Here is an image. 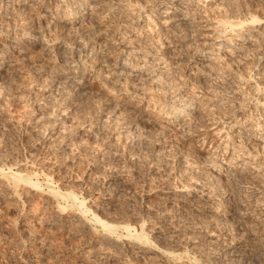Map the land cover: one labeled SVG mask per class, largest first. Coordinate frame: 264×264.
<instances>
[{
  "label": "rangeland",
  "instance_id": "374dc122",
  "mask_svg": "<svg viewBox=\"0 0 264 264\" xmlns=\"http://www.w3.org/2000/svg\"><path fill=\"white\" fill-rule=\"evenodd\" d=\"M27 1L23 4L21 0L16 2V4L12 3V0H0V30L3 29V32L6 30L5 33L2 31L0 32V50H3L2 53L0 51V56L3 55L0 57V62L2 61L0 64V81L3 82L4 78L7 80L9 76L11 78L14 76V81L19 77L18 80L21 83H25L24 87L23 83L21 84L22 86H19L20 82L18 81L19 90H16V82H12V84H14V89L11 95L5 96V92L3 91L6 90L3 89L0 93V165H12L15 170L19 168L25 170L29 169L27 171L40 172L41 180L46 176L43 173H52L51 177L55 178H53V180H55L56 183L60 184L61 187H69L70 189L74 187L75 189H72H74L75 193L77 192L76 194L79 196L83 197L84 195L87 197L88 205H91L92 208L97 209V211H102V213L105 211L104 215L107 216L109 212L108 208L109 210L111 209V211L113 209L114 213L110 211L111 214H113L111 215L109 212L108 215L111 216L108 217H112V220L116 218L115 221H119V223L131 219L130 221L134 223L137 222L136 224L140 225L141 220L146 219L145 217H149L148 221H145L144 228H146V230L148 229V231L152 228L150 231H153L152 236L159 235L157 241L173 249L184 250V247H188L191 248V252L197 253V251H199L197 254L200 252L203 253V256L201 254L199 255L201 260L204 261V264L205 262L206 264H257L256 261H259L260 264H264V222L261 221L259 224V218L261 219L262 216L264 217V211H262L264 210V182L262 181V177L264 176V165L262 164V161L264 163V156L263 159L261 158L262 155H264V149L260 146L264 145V141L260 139L259 135L255 136V128L250 130L252 122L254 121L249 119V117L246 118L248 113L255 111L253 108L255 109L257 107H251L254 106V104L250 103L242 113L240 112L239 114L236 110L234 115L237 116V119L234 120L231 118L234 115L230 116V114H228L229 112L231 113V111L227 110L228 108L223 110L225 109L223 107L225 105L223 104H228V101L231 99H225L227 103H225L224 100H222L224 103L215 101L217 97H219L217 99H220V97L224 98V96L226 98V96L232 93L240 97V92L238 90H236L237 92L234 91L235 85L230 84L231 82L233 83L234 79L232 71L230 72L229 68H223V66H225V60L222 57L224 53H227L226 49L221 48L219 50L220 55H223L222 57L215 54L217 50H215V52L211 51L214 53L212 55L202 56L203 58L198 56L201 55L202 47L208 46L209 43L210 45L211 43L213 44V48H217V42L212 39L216 34V30L213 32L214 29L213 27L211 28L215 20H209V17H207L206 20L205 15L207 14L203 12L206 7L201 5L202 3L199 4L198 0L196 2L194 0H185V5L188 8L190 7L189 9L191 10L189 11L188 9L186 13L185 8L179 6L177 3H168L169 7L167 9L172 13L169 15L167 13H161L163 17L155 19V21L158 22V26L155 24L156 22L153 18V21L146 27V17L155 10L157 12L161 11L157 8L167 7L164 6L165 2H167L166 0H151L153 2L150 3V0H112L113 2H111V0H101L105 3L98 0H88L92 2L91 6H96L97 9H94L96 12L94 10L85 9L83 11L84 13L82 12L83 14L86 13L85 17L83 19L77 18V22L73 23H67L65 15L63 13L56 14V9H54L57 5H62L66 0H62L64 1L63 3H61V0ZM94 1L98 2L94 3ZM172 1L175 2L176 0ZM249 1L252 2L248 3L249 7L252 9L257 8L256 10H258L264 18V0ZM115 2L119 3L116 4ZM129 2L133 3V7L131 4L129 5ZM176 2H178V0ZM109 3L112 4L110 5ZM175 4V8L172 9ZM119 5L125 8H122L124 11ZM140 5L143 6V8L140 10L141 19H138L137 8ZM47 6L50 7L46 8ZM109 6H111V9ZM15 7L22 9H29L32 7L29 9L31 13L25 9L26 12L20 17L21 15L19 16L17 12V14L14 12V18H16L14 19L12 16L13 14H11V8L14 9ZM118 7H120L123 13H118ZM126 8L128 10H126ZM37 9L39 10L37 12L42 14L41 16H37L38 13L35 12ZM98 9L99 11H97ZM179 9H182L188 16L190 14L193 16V18L189 16L191 18L188 20L190 22L193 21L192 24L195 22L190 31H188L186 27L185 31L183 26L185 20L181 19L182 15L178 14ZM192 11L193 13H191ZM99 12H103L102 15ZM188 12L190 13L188 14ZM118 14H120L119 17ZM171 14L174 15V17H172L174 22H172V18L169 19V21L166 20V16H172ZM57 15L59 17H57ZM17 16L23 20L19 19ZM100 16H103L102 19ZM93 17L96 18L92 20ZM157 20H162V22ZM21 21L26 22L21 24L23 23ZM91 23L94 25L92 26ZM5 24H7V27L4 26ZM2 25L3 28H1ZM16 25L18 28H16ZM33 25L34 27L31 28L30 26ZM26 26H29V28ZM259 26H262L260 30L264 33V20L259 23ZM19 27L21 29H19ZM25 28L26 30L28 29V32L32 29V33L34 30L36 35H38L41 30L40 34L42 33L41 35H44L42 36L44 39L48 38L47 42H45L42 37V39L40 38V34L38 35L39 38H36V41L30 35L28 37L26 33L22 36L15 35V31L17 34L25 32ZM54 28L56 30H54ZM168 28H170V30ZM193 28L197 30L195 29V31ZM165 30L169 33L167 34L169 37L171 36V39L175 36V38L172 39L173 41L170 40L168 35L166 36ZM6 32L8 35H6ZM55 32L56 34L58 33V35H55ZM188 32L189 34L193 32L197 33L195 36L198 37L196 38L194 35H191V37ZM178 33H180V36ZM176 35L179 36V38ZM183 36L186 38L187 42L183 40ZM257 36L258 38L264 37V35H260V33L259 35L257 33ZM156 37H158L159 40H157ZM189 38L191 39L189 40ZM261 38V42L258 40L259 43L254 44V46L250 45L253 50H257L256 48H258V51L261 52V50L264 49L263 39ZM52 39H54V41ZM180 39L182 42L179 41ZM35 42L39 45L36 49H34V47L37 46ZM83 42L87 43L83 44ZM25 43L28 46L30 44L31 47H26L27 45ZM203 43L204 45H202ZM78 44H81L80 47L83 45L84 51H87L89 48L91 52L86 64L89 65L91 63L93 67L89 65L90 70L85 72L84 77L81 72L78 71L82 66L77 63H74L77 67H75V65L73 66L77 71H73V67L70 69L67 67L65 68V65L72 61L70 58L71 56L67 57L70 55L69 50H74L75 47L79 46ZM174 44L179 45L175 46ZM184 44L185 46L183 47ZM93 45L94 50L92 52L90 48H92ZM49 47L51 52L48 51L50 49L47 50ZM70 47L73 49H69ZM85 47L87 48L85 49ZM178 47L179 49H183H180L182 53L177 49ZM198 47L200 49H198ZM260 47L263 48L261 49ZM33 49H38V51H36L37 53ZM191 49L197 51V53ZM25 50L29 52H23ZM17 51L19 52L17 53ZM132 51L134 53H132ZM190 51H192L194 55ZM42 52L44 54H42ZM4 53L6 55H4ZM30 53H34L35 57ZM55 53L57 55H55ZM62 53L64 54L62 55ZM127 53L131 55L124 58ZM146 53L149 55H146ZM132 54H134L136 59ZM143 55L148 56V58L146 57V59H144L147 62H141L140 58L144 57ZM165 55L166 57H164ZM157 56L161 58L158 62L159 64L155 63L157 60L155 61L154 57ZM191 56L194 57L192 58ZM217 56H219V59L211 61V58ZM228 56L230 57V55ZM7 57L12 59H9L10 61H3L4 59H8ZM31 57H33V59ZM251 57L252 56L249 55V59L247 58L248 61L246 60V62L245 59H241V63L248 66L251 61L249 66L252 69L254 68L253 72H256L258 69L262 68L263 64L260 63L261 67H258V65L256 66L257 60L253 58L250 60ZM263 57L264 53H262V62H264ZM189 58L193 60L189 61ZM198 58L199 60L201 58V61L195 64ZM63 59L66 63L63 62ZM51 60L55 67L51 65ZM122 60L126 62H129V60L131 62L138 61L141 65L146 63V66L153 64L157 68L155 69L156 71L151 69V67L145 68V71H151V74L154 70L153 72L155 73L151 79L148 72H144V66L142 71H136V73L142 72L140 78L145 77L147 83L141 81L139 78L135 79L133 77L128 78L127 81L123 78L127 70L129 71V64L127 67H123L120 62ZM41 62L42 66H45L42 67L40 64ZM44 63H47V65ZM48 65L56 68L57 70H55V72H58L51 73L50 69L53 67L51 68V66H49V68H46ZM83 65H85V63ZM28 66L30 69H28ZM19 67L21 68L19 69ZM40 67L44 69H40ZM63 68H65V70ZM167 68L169 71L164 74ZM201 68H203L204 71ZM217 68L220 71H218ZM18 69L19 73L17 71ZM22 69L25 70V72ZM31 69L37 77L34 74H30L33 73ZM36 69H38V71ZM13 71L18 74L15 72L12 73ZM20 71L23 72L21 73ZM29 71H31L29 73L30 75H27ZM94 71H98L100 75L96 77L97 75H95ZM10 73H12V75H8ZM23 73H27V77L23 75ZM47 73L52 74L51 78L46 76L48 75ZM120 75L123 76L120 77ZM29 76L32 81L29 79ZM74 76L81 78V84L85 83L84 85L88 86V89L85 91H88L89 95L87 92L82 91L84 95L72 98L74 94L73 90L78 88V85L72 83L71 77ZM160 76H162L161 78L165 81L168 80L169 82L167 81V83L162 84ZM23 77H25V79L27 78L25 80L27 82L22 80L24 79ZM44 78H46L47 81H45ZM225 81L228 82L225 83ZM61 82L64 83V86ZM111 82H113V84ZM58 83L61 85L58 86ZM226 85H230L229 87L231 88L229 89ZM248 85L249 82L245 85V88ZM125 86L127 90L129 88L130 90L126 91ZM218 86L220 90L222 89L221 87L224 88V90H221L222 93ZM79 87H81V85H79ZM216 87L218 89H216ZM57 88L61 89L56 90ZM115 90H120V92H116ZM34 91L38 96L36 95L35 97ZM49 92H52V94H49ZM59 92L62 93V96ZM70 93H72V96H70ZM214 93H216L215 96H213ZM56 94L57 96L60 95L57 97L58 99L56 98ZM2 95L4 98H2ZM185 95L186 97H195L196 100L194 101L196 102H199L201 99L203 101L206 99L204 103L206 106L208 105L207 110L205 106V110L201 108L200 113L198 112L199 114L193 115L196 120L194 119L190 131H186L189 127L182 128V130L180 129L181 127L177 128L175 118L172 119L169 115H162L159 113V107L162 106L164 101H166L165 103L173 102V99L174 101L176 100L175 97L179 98ZM64 96L65 98L68 96L66 101L70 107H67L66 113L61 112L67 106V103H65L66 105L64 106V101L62 102L63 104L61 103V101L64 100ZM170 97L172 101L169 100ZM209 99H212V101L214 100L213 103H210ZM8 100L10 103H7L9 102ZM229 103L231 104L230 101ZM234 104H236V102H234L233 105ZM210 105L215 106L212 107L215 109L213 110L215 112L209 108ZM34 107L37 110L33 111L34 109L32 108ZM209 109H211V113ZM74 110L76 111L74 112ZM217 110L218 113H220L219 115H217ZM221 112L225 113L221 114ZM73 113H75L76 117L78 115L80 123L76 122L77 119L74 120L76 117ZM227 114L230 117L227 116ZM72 115L75 118L72 119ZM45 116L54 124L52 125L53 128L50 129L51 133L49 130L43 131V129L40 128L41 125L38 126L42 123L43 119L46 118ZM222 116L224 120H227L229 117V122L227 123L226 120L224 121ZM240 117L242 118L240 119ZM39 120L41 122H38ZM236 120L238 122L241 121L244 125L240 122L237 129H229L234 121L237 123ZM249 120L250 122L248 123ZM195 121L198 123H195ZM226 127L232 131H229V134L232 135V133H234L232 137L235 139L237 145L232 143L230 147H233H228L225 152L224 145L227 141L226 137L228 133ZM163 128L165 129L162 130ZM246 128H248L247 130L249 131H253V134L248 131V133L245 135L241 134L242 136L239 137V135H237L239 132L236 133V131L246 132ZM71 131L74 133H71ZM246 135L247 137L249 136V140L248 138L246 139ZM224 138L226 141H224ZM239 138L241 140H239ZM237 142L240 144L244 142L243 144H246L243 146ZM238 145H240L241 148L242 146L243 148L246 146L247 148H245L247 150L244 149V152H241L243 148L240 149ZM248 150L251 151L249 152ZM247 152L254 155L249 153L248 155ZM245 154L248 156L251 155L252 158L254 157L253 160L255 159L258 161V159H261L262 161H258V163L260 162L259 164L257 162L255 163V160L251 161V157L247 158L248 156ZM237 155H241L242 158L238 159L239 156L236 157ZM232 156L234 159H231ZM1 162H4L2 163L3 165ZM244 162L249 166L245 165L242 167L245 164ZM252 164L256 168L259 166L257 169L261 171L256 169V172ZM242 169L245 171L243 170L244 172H242ZM250 171L252 173H259L258 175H260L262 180L256 173L253 175ZM230 172H232V175ZM261 172H263L262 175ZM243 173H250V175ZM214 175L219 179L218 182H220V184L218 183V185L224 186H221L223 191L220 189V186L219 188L212 186L213 181H215L213 180L215 179V177L213 178ZM241 175L244 176V178ZM239 177L242 178L240 179ZM251 177L254 179H250ZM256 177L257 179L259 178L261 182L259 179H255ZM231 178L233 180H231ZM235 178L237 181H235ZM242 179L245 181H242ZM249 179L253 184H251ZM6 181L7 179L1 178L0 175V264H139L140 262V264H188L186 262L187 260L175 261V263V258L173 260V257L165 253L163 254L162 251L153 246L146 244L140 245L139 242L133 240L129 241V239L125 237L119 239L115 235H109L103 232L99 227H95V225L90 223L81 214L79 215L78 212L70 209L66 211L58 210L56 198L48 193L47 190H36L31 187H29V189L28 186L22 184L17 188L16 193V188L13 189V186ZM232 181L235 186L232 183L230 185ZM255 181H257V186L256 183L254 184ZM244 182H247L246 184L250 182V184L244 185ZM239 183H241L242 186H240ZM258 183L263 186H260ZM228 184L232 188L228 187ZM252 185L253 187H251ZM110 188L113 190H110ZM225 192L227 193L225 194ZM113 207L119 210L116 211ZM128 207L130 211H128ZM123 208L124 210L128 208L126 210L127 212L124 211ZM259 211L262 212V214H259L260 217H257L258 219L256 218L255 220L254 216L256 213H260ZM115 212L117 213L115 214ZM126 213L129 214L130 217L129 215L127 216ZM81 218L82 220L85 219V222H83ZM251 230H255L253 234ZM257 247L258 250L256 249ZM260 256L261 259H259Z\"/></svg>",
  "mask_w": 264,
  "mask_h": 264
},
{
  "label": "bare ground",
  "instance_id": "6f19581e",
  "mask_svg": "<svg viewBox=\"0 0 264 264\" xmlns=\"http://www.w3.org/2000/svg\"><path fill=\"white\" fill-rule=\"evenodd\" d=\"M8 1V0H7ZM19 1H21V0H12V3H16V2H19ZM27 0H22V2H23V4L26 2ZM41 1H43V0H41ZM58 1H60V0H58ZM62 1V0H61ZM90 1V0H89ZM88 0H66L65 2L64 1H62L61 3H63L62 5H57L56 7H54V9H56V14H58V13H63L64 15H65V20L67 21V23H73V22H77V20L79 19V18H81V19H83L84 17H85V15H86V13L85 14H83L84 12V10L85 9H90V10H94L95 8H96V6L94 7V5L93 6H91V3L92 2H89ZM98 1H101V0H98ZM98 1H94V3L96 2H98ZM103 1H105V0H103ZM103 1H101V2H103ZM114 1V0H113ZM112 0H111V2H113ZM117 1H120V0H117ZM146 1V0H145ZM149 1V0H148ZM162 1V0H161ZM167 2H165V4H164V6H167V7H162V8H157V9H159V10H161L160 12H157L156 10L155 11H153L149 16H147L146 18L147 19H145V23H146V27H148V25H149V23H151L152 21H153V18H154V21H155V19L156 18H161V17H163V16H161V13H167L168 15L170 14V13H172V12H169V10L167 9L169 6V4L168 3H172V4H174V3H177L179 6H181V7H183V8H185V12L187 13V10L190 8H188L185 4H186V1L185 0H178V2H174V1H172V0H166ZM188 1V0H187ZM193 1V0H192ZM192 1H189V2H192ZM195 2L197 1V0H194ZM249 1V0H248ZM247 0L246 1H244V0H198V3L200 4V3H202L201 5H203L204 7H206V9L204 8V10H203V12L204 13H206L207 15H205L206 16V20H207V17H209L210 19L209 20H215L214 22V24H212L211 25V28L213 27V32L216 30V34L214 35V37H212V39L213 40H215L217 43V48H213V44L211 43V45H210V43H209V45L208 46H204V48L202 47V49H201V55H198V56H200V57H202V56H207V55H212V54H214V53H212L213 51L215 52V50H217V52H215V54H217V55H220V49L221 48H223V49H226V52L227 53H224V56L222 57L221 55V57L225 60L224 62H225V66H223V68H229L230 69V72L232 71V76H234V79L232 78V76H231V78L233 79V83L231 82L230 84H232V85H235V90L234 91H236V90H238L239 92H240V97L239 96H236V95H234L233 93L230 95H228V96H226V98H225V96H224V98L223 97H220V99H217V98H219V97H217L216 99H215V101H221V102H223L222 100H224L225 101V103H227L226 102V100L225 99H227V100H229V99H231V100H229L230 102H231V104L229 103V101H228V104H223V105H225V106H223L225 109H223V108H221V109H223V110H226V108H228L227 110L228 111H231V113L229 112L228 113V111H227V113L228 114H230V116L231 115H234L235 114V112H236V110H237V113H239L240 114V112L242 113L243 112V110L246 108V107H248L249 106V104L250 103H253L254 104V106H251V107H257V108H253V110H255V111H257V112H255V111H253V112H251V113H248V115H247V117L246 118H248L249 117V119H251L252 121H254V122H252V125H251V129L250 130H252V128H255L254 130V132L256 133L255 134V136H258L259 135V137H260V139H263V141H264V62H262L261 60H262V53H264V49L263 50H261V52L260 51H258V48H256L257 50H253L251 47H250V45L252 46H254V44H256V43H259V41H260V38L261 37H259L258 38V36H257V33H258V35H259V33H260V35H264V33H262V31L260 30V29H262V26H259V23L261 22V21H263L264 20V18L262 17V15L260 14V12L258 11V10H256V9H252L251 7H249V4L248 3H252V2H248ZM46 2V1H45ZM48 2V1H47ZM50 2V1H49ZM125 2V1H124ZM124 2H121V3H124ZM128 2V1H127ZM150 2H153V1H149V3ZM189 2H187V3H189ZM9 3H10V1H9ZM11 3V4H12ZM27 3H28V1H27ZM40 3V2H39ZM59 3V2H58ZM103 3H105V2H103ZM103 3H101V4H103ZM116 3V2H115ZM117 3H119V2H117ZM116 3V4H117ZM156 3V2H155ZM193 3V2H192ZM10 4V5H11ZM17 4V3H16ZM107 4V3H106ZM110 4V3H109ZM112 4V3H111ZM110 4V5H111ZM132 5V7H133V3H131V2H129V5ZM161 5H163L162 3H160ZM196 4V3H195ZM6 5V4H5ZM9 5V6H10ZM32 5V4H31ZM113 5H114V3H113ZM136 5V4H135ZM197 5V4H196ZM36 6H38V5H36ZM42 6V5H41ZM45 6V5H44ZM117 6V5H116ZM116 6H115V8H116ZM120 6V5H119ZM122 6V5H121ZM120 6V7H121ZM128 6V5H127ZM175 6H176V4L175 5H173V7H172V9L173 8H175ZM11 7V6H10ZM10 7H9V9H10ZM33 7V6H32ZM32 7H30V8H32ZM50 7V6H49ZM48 6L46 7V8H49ZM94 7V8H93ZM110 7V9H111V6H109ZM120 7H118V10H119V12L118 13H120V12H122L121 11V9L122 8H124V7H121V9H120ZM130 7V6H129ZM136 7H138V6H136ZM146 7V6H145ZM253 7V6H252ZM5 8H6V6H5ZM29 8V9H30ZM39 8H40V6H39ZM43 8V7H42ZM141 8H143V6H139L138 8H137V14H138V16H137V18L138 19H141L140 18V16H141V14H140V10H141ZM201 8V7H200ZM26 9V8H25ZM22 9V8H14V9H12L11 8V10H12V12H11V14H13L12 16H13V18L15 17L14 15V12L16 13H18V15L20 16V17H22L23 15H24V13L26 12V10H28V12H29V9ZM53 9V8H52ZM97 9V8H96ZM109 9V8H108ZM125 9V8H124ZM124 9H122L123 11H124ZM131 9V8H130ZM13 10H16V11H13ZM32 10V9H31ZM30 10V11H31ZM34 10V9H33ZM47 10H49V9H47ZM117 10V9H116ZM126 10H128L127 8H126ZM125 10V11H126ZM210 10V11H209ZM9 11V10H8ZM37 11H39L38 9L35 11V12H37ZM50 11V10H49ZM95 11V10H94ZM97 11H99V9L97 10ZM105 11H108V10H105ZM105 11H104V13H105ZM174 11V10H173ZM189 11H191L190 9H189ZM202 11V10H201ZM9 12V13H10ZM33 12V11H32ZM83 12V13H82ZM96 12V11H95ZM94 12V13H95ZM184 11H182V9H179L178 10V14L179 15H182V18L181 19H183V20H185L184 22L185 23H183L184 25V28L186 27L187 29H188V31H190L191 30V27L194 25V23L192 24V22H190V21H188L191 17L193 18V16L190 14L189 16H191V17H189L186 13H185ZM16 13V14H17ZM29 13H31V12H29ZM38 14H37V16L39 15V16H41L42 14H40L39 12H37ZM43 13V12H42ZM51 13V12H50ZM93 13V12H92ZM98 13V12H97ZM100 13V12H99ZM102 13L103 12H101L100 14L102 15ZM123 13V12H122ZM190 12H188V14H189ZM191 13H193V11L191 12ZM200 13V12H199ZM87 14L89 15V13L87 12ZM96 14V13H95ZM115 14H117V13H115ZM143 14V13H142ZM44 15V14H43ZM93 15V14H92ZM92 15H90V16H92ZM99 15V14H98ZM119 15L120 14H118V17H119ZM172 15V14H171ZM193 15H195V14H193ZM202 15H204V14H202ZM36 16V17H37ZM112 16V15H111ZM122 16H123V14H122ZM136 16V15H135ZM18 17V16H17ZM57 17H59L58 15H57ZM97 17V16H96ZM95 17V18H96ZM101 17V16H100ZM103 17V16H102ZM102 17H101V19H102ZM172 17H174V15H172V16H166V20H168L169 21V19H171ZM175 17H176V15H175ZM189 17V18H188ZM19 18V17H18ZM78 18V19H77ZM94 17L92 18V20L93 19H95ZM121 18V17H120ZM186 18H188V19H186ZM202 18V17H201ZM14 19H16V18H14ZM19 19H22V18H19ZM18 19V20H19ZM38 19H39V17H38ZM87 19V18H86ZM89 19V18H88ZM97 19H98V17H97ZM116 19V18H115ZM176 19V18H175ZM174 19V20H175ZM23 20V19H22ZM25 20H27V19H25ZM40 20V19H39ZM59 20V19H58ZM90 20H91V18H90ZM92 20H91V22H92ZM123 20H125V19H123ZM122 20V21H123ZM187 20V21H186ZM191 20H193V19H191ZM16 21V20H15ZM28 21V20H27ZM139 21V20H138ZM157 21H159V20H157ZM212 21H211V23H212ZM21 22H23V21H21ZM20 22V23H21ZM24 22H26V21H24ZM24 22L23 23H21V24H24ZM30 22V21H29ZM32 22V21H31ZM156 22V21H155ZM159 22H162V20L161 21H159ZM166 22V21H165ZM172 22H174L173 21V18H172ZM80 23V22H79ZM85 23V22H84ZM89 23H90V21H89ZM158 22H156L155 24H157ZM176 23H177V21H176ZM209 23V22H208ZM16 24V23H15ZM21 24H20V27H21ZM31 24V23H30ZM40 24V23H39ZM44 24V23H43ZM43 24H41V25H43ZM49 24V23H48ZM197 24V23H196ZM210 24V23H209ZM7 24H5L4 26H6ZM19 25V24H18ZM26 25V24H25ZM28 25V24H27ZM32 25V24H31ZM46 25H47V23H46ZM51 25V24H50ZM91 25H92V23H91ZM90 25V26H91ZM94 25V24H93ZM92 25V26H93ZM162 25V24H161ZM172 25V24H171ZM175 25V24H174ZM263 25V24H262ZM8 26H9V24H8ZM17 26V25H16ZM24 26V25H23ZM22 26V27H23ZM48 26V25H47ZM57 26V25H56ZM84 26V25H83ZM86 26H87V24H86ZM157 26H158V24H157ZM160 26V25H159ZM170 26V25H169ZM169 26H167V27H169ZM210 26V25H209ZM7 27V26H6ZM5 27V28H6ZM10 27V26H9ZM14 27V26H13ZM19 27V29H21ZM25 27V26H24ZM26 27H28L29 28V26H26ZM31 28L32 27H34V25L33 26H30ZM38 27V26H37ZM50 27V26H49ZM79 27H80V25H79ZM82 27V26H81ZM89 27V26H88ZM150 27V26H149ZM163 27V26H162ZM162 27H161V29H162ZM174 27V26H173ZM177 27H178V25H177ZM182 27V26H181ZM194 27H196V26H194ZM1 28H3V25H2V27ZM12 28V27H11ZM16 28H18V26L16 27ZM30 28V29H31ZM48 28V27H47ZM82 28H85V27H82ZM87 28V27H86ZM160 28V27H159ZM186 28H185V31H186ZM197 28H198V25H197ZM7 29V28H6ZM15 29V28H14ZM49 29V28H48ZM53 29V28H52ZM72 29V28H71ZM79 29V28H78ZM125 29V28H124ZM166 29V28H165ZM169 30H170V28H168ZM171 29H172V27H171ZM176 29V28H175ZM180 29H182V28H180ZM194 29V28H193ZM196 29V28H195ZM194 29V30H195ZM264 29V28H263ZM3 30V29H2ZM2 30H0V32L2 31ZM13 30V29H12ZM16 30V29H15ZM25 30H26V28H25ZM28 30V29H27ZM25 31V32H22V33H18L17 34V32L15 31V35H20V36H22L23 34H27L28 35V37H29V35L33 38V39H35V41H36V38H39L38 37V35L40 34V31H39V34L38 35H36L35 33H34V30H33V33L31 32L32 31V29H31V31L29 30V32L28 31ZM54 30H56L55 28H54ZM77 30V29H76ZM83 30V29H82ZM118 30V29H117ZM193 30V31H194ZM197 30V29H196ZM195 30V31H196ZM260 30V31H259ZM6 31V30H5ZM5 31L3 32V33H5ZM10 31V30H9ZM8 31V32H9ZM20 31V30H19ZM49 31H50V29H49ZM73 31V30H72ZM79 31V30H78ZM176 31L178 32V30L176 29ZM36 32V31H35ZM53 32V31H52ZM75 32V31H74ZM83 32V31H82ZM164 32V31H163ZM165 32H166V36L169 34L166 30H165ZM179 32H180V30H179ZM182 32V31H181ZM184 32V31H183ZM10 33V32H9ZM76 33H77V31H76ZM126 33V32H125ZM160 33H161V31H160ZM168 33V34H167ZM194 33V32H193ZM189 34V32H188V34L191 36V35H194L195 36V34H197V33H194V34ZM42 34V33H41ZM40 34V38L42 37V36H44V35H41ZM60 34V33H59ZM83 34V33H82ZM157 34H158V30H157ZM162 34V33H161ZM171 34V33H170ZM185 34V33H184ZM183 34V35H184ZM187 34V33H186ZM187 34V35H188ZM6 35H8L7 34V32H6ZM13 35V34H12ZM55 35H58V33L56 34V32H55ZM164 35V34H163ZM163 35H162V37H163ZM172 35V34H171ZM175 35V34H174ZM178 35L180 36V33H178ZM211 35H212V33H211ZM10 36V35H9ZM14 36V35H13ZM83 36V35H82ZM173 36V35H172ZM177 36V35H176ZM179 36H177L178 38H179ZM3 37H4V35H3ZM17 37V36H16ZM57 37V36H56ZM62 37V36H61ZM159 37H161V36H159ZM168 37H169V35H168ZM167 37V38H168ZM171 37V36H170ZM169 37V38H170ZM185 37H186V35H185ZM184 36H183V40H185V42H187L186 41V38H185ZM192 37V36H191ZM196 37V36H195ZM198 37V36H197ZM196 37V38H197ZM43 38V37H42ZM41 38V39H42ZM53 38H55V37H53ZM60 38V37H59ZM58 38V39H59ZM157 38V40H159V38L158 37H156ZM168 38V39H169ZM173 38H175V36L173 37ZM172 38V39H173ZM181 38V37H180ZM8 39V38H7ZM13 39H14V37H13ZM21 39V38H20ZM44 39V38H43ZM171 38H170V40L171 41H173ZM188 39V38H187ZM191 38H189V40H190ZM261 39H263V43H264V37L263 38H261ZM5 40V39H4ZM45 40V42H47V40H48V38L47 39H44ZM43 40V41H44ZM49 40H51V39H49ZM53 41H54V39H52ZM178 40V39H177ZM176 40V41H177ZM188 40V41H189ZM193 40V39H192ZM259 40V41H258ZM26 41H27V39H26ZM39 41V40H38ZM42 41V40H41ZM87 41H89V40H87ZM164 41V40H163ZM175 41V42H176ZM180 42H182L181 41V39L179 40ZM195 41V40H194ZM207 41V40H206ZM205 41V42H206ZM4 42V41H3ZM23 42H24V40H23ZM49 43H50V41H48ZM129 42H130V40H129ZM184 42V43H185ZM192 42V41H191ZM204 42V43H205ZM261 42V41H260ZM30 43V42H29ZM37 42H35V44H36ZM42 43V42H41ZM87 43V42H86ZM85 42H83V44H86ZM93 43H95V42H93ZM172 43V42H171ZM179 43V42H178ZM204 43L202 44V45H204ZM213 43H214V41H213ZM5 44V43H4ZM21 44V43H20ZM26 44V43H25ZM27 44H28V41H27ZM26 44V45H27ZM31 44V43H30ZM30 44H29V46H30ZM39 44V43H38ZM50 44H52V43H50ZM82 44V43H81ZM80 44V45H81ZM130 44V43H129ZM154 44V43H153ZM180 44V43H179ZM179 44H177V45H179ZM188 44V43H187ZM262 44V43H261ZM17 45H18V42H17ZM22 45H24V44H22ZM32 45H34V44H32ZM37 45V44H36ZM79 45V44H78ZM77 45V46H78ZM80 45L78 46V47H75V49L74 50H72L73 48H69V49H71L72 51H70L69 50V53H70V55L69 56H67V57H70L71 59H72V61H70V62H68L66 65H65V68L67 67V68H72L76 63L78 64V65H80V66H82L81 68H79V70L78 71H80L81 72V74H82V76L84 77L85 76V72H87V71H89L90 70V67L92 66L91 65V63L89 64L90 65V67H89V65H87L86 63L88 62V58H89V56H90V51H89V48L87 49V51H84V47H83V45H82V47H80ZM161 45V44H160ZM175 45V44H174ZM177 45H175V46H177ZM182 45V44H181ZM5 46V45H4ZM3 46V47H4ZM28 45L26 46V47H29ZM39 45H37V46H35L34 47V49H36V47H38ZM54 46V45H53ZM85 46V45H84ZM129 46V45H128ZM185 46V44L183 45V47ZM200 46H201V44H200ZM259 46V45H258ZM2 47V46H1ZM31 47V46H30ZM33 47V46H32ZM43 47V46H42ZM41 47V48H42ZM91 47V46H90ZM160 47V46H159ZM161 47H164V46H161ZM180 47V46H179ZM179 47L177 48V49H179ZM182 47V48H183ZM21 48V47H20ZM23 48V47H22ZM44 48V47H43ZM52 48V47H51ZM66 48H67V50H68V47L66 46ZM87 47H85V49H86ZM261 48V47H260ZM263 48V47H262ZM261 48V49H262ZM3 49V48H2ZM33 49V50H34ZM48 49H50V47L49 48H47V50ZM54 49H55V47H54ZM135 49V48H134ZM139 49H141V48H139ZM175 49H176V47H175ZM174 49V50H175ZM181 49V48H180ZM179 49V50H180ZM194 49H196V48H194ZM198 49H200L199 47H198ZM197 49V50H198ZM21 50V49H20ZM24 50V49H23ZM28 50V49H27ZM27 50H25V51H23V52H26ZM31 50V49H30ZM32 50V51H33ZM41 50V49H40ZM45 50V49H44ZM90 50L93 52V50H94V45L92 46V48H90ZM131 50H133V49H131ZM179 50H178V52H179ZM181 50H183V49H181ZM180 50V51H181ZM189 50V49H188ZM192 51H194V52H196L197 53V51H195V50H193V49H191ZM260 50V49H259ZM1 51V50H0ZM3 51V50H2ZM2 51H1V53H2ZM31 51V52H32ZM35 52L36 51H38V49L37 50H34ZM43 51V50H42ZM48 51H50L51 52V49L50 50H48ZM53 51V50H52ZM88 51H89V53H88ZM135 51H136V49H135ZM139 51V50H138ZM168 51V50H167ZM192 51H190L191 53H192ZM200 51V50H199ZM212 51V52H211ZM6 52V51H5ZM19 51H17V53H18ZM27 52H29V51H27ZM66 52V51H65ZM127 52V51H126ZM129 52H131V51H129ZM159 52H160V49H159ZM161 52H162V50H161ZM170 52V51H169ZM177 52V53H178ZM224 52V51H223ZM0 53V54H1ZM7 53V52H6ZM14 53V52H13ZM37 53V52H36ZM68 53V52H67ZM66 53V54H67ZM132 53H134L133 51H132ZM149 53V52H148ZM152 53V52H151ZM157 53H158V51H157ZM181 53H182V51H181ZM186 53V52H185ZM188 53V52H187ZM190 53V54H191ZM199 53V52H198ZM31 54V53H30ZM33 54V56H34V53H32ZM31 54V55H32ZM42 54H44L43 52H42ZM64 53H62V55H63ZM137 54H140V53H137ZM150 54V53H149ZM149 54H147L146 53V55H149ZM166 54V53H165ZM184 54V53H183ZM193 54V53H192ZM191 54V55H192ZM226 54V55H225ZM4 55H6L5 53H4ZM9 55H10V52H9ZM46 55V54H45ZM54 55V54H53ZM55 55H57L56 53H55ZM54 55V56H55ZM129 55H131V54H128L127 53V55H125L124 56V58H127V57H129ZM146 55H143L144 57H139L140 59H141V62H147V61H145L144 59H146V57L148 58V56H146ZM153 55H155V54H153ZM159 55V54H158ZM188 55V54H187ZM194 55V54H193ZM228 55H230V57L228 56ZM249 55H251L252 57L250 58V60L253 58V59H256L257 61V64H255L256 66L258 65V67H261L260 66V63L261 64H263V66H262V68L261 69H258V71H256V72H253V69L249 66L250 65V62H249V65L248 66H246L244 63V65L241 63V59H245V62H246V60H247V58L249 57ZM3 56V55H2ZM2 56H0V57H2ZM15 56H16V54H15ZM49 56V55H48ZM66 56V55H65ZM64 56V57H65ZM132 56L134 57V54H132ZM170 56V55H169ZM190 56V55H189ZM35 57V56H34ZM39 57V56H38ZM46 57V56H45ZM59 57V56H58ZM57 57V58H58ZM63 57V56H62ZM121 57H122V55H121ZM131 57V56H130ZM161 57V56H160ZM164 57H166V55L164 56ZM164 57H163V59H164ZM172 57V56H171ZM192 57V56H191ZM194 57V56H193ZM192 57V58H193ZM219 56H217V57H215V58H211V61H216L217 59H219L218 58ZM8 59H4L3 61H5V60H8V61H10L9 59H12L13 58V56H12V58H9V57H7ZM32 59H33V57H31ZM43 58V57H42ZM55 58H56V56H55ZM60 58V57H59ZM58 58V59H59ZM66 58V57H65ZM132 58V57H131ZM135 58V57H134ZM192 58H189L188 60L189 61H192L193 59ZM203 58V57H202ZM226 58V59H225ZM264 58V57H263ZM35 59V58H34ZM46 59H47V57H46ZM61 59V58H60ZM69 59V58H68ZM130 59V58H129ZM136 59V58H135ZM154 59H155V63H157V64H159L158 62L161 60V58H159V56H157V57H154ZM249 59V58H248ZM57 60V59H56ZM65 60H67V59H65ZM130 60H132V59H130ZM129 60V62H126L127 61V59H126V61L125 60H122V61H120L121 62V65L123 66V67H127V65H128V67H129V71L127 70V73L126 74H124V78L123 79H125V80H127L128 78H130V77H133V78H135V79H141V81H144V82H146L147 80L145 79V77H141L140 78V74L142 73H136V71L137 70H141L142 71V69H143V66H144V72H146L145 70L148 68V67H151V69H156L157 67H155V65H149V66H146V63H144L143 65H141L140 63H138V61L137 62H131ZM138 60V59H137ZM209 60V59H208ZM43 61V60H42ZM195 61V60H194ZM200 61H201V58H200V60H199V58H198V60L195 62V64H197V63H200ZM219 61V60H218ZM248 61V60H247ZM2 62V61H1ZM1 62H0V64H1ZM35 62V61H34ZM48 62H50V61H48ZM63 62H65L66 63V61H64V59H63ZM149 62V61H148ZM6 63V62H5ZM51 65H53L54 66V64H53V62H52V60H51ZM57 63V62H56ZM61 63V62H60ZM75 63V64H74ZM85 63V65H83ZM153 63V62H152ZM219 63V62H218ZM234 63V64H233ZM41 64V66H42V62L40 63ZM44 64H46L47 65V63H44ZM116 64V63H115ZM119 64V63H118ZM169 64V63H168ZM213 64H214V62H213ZM236 64V65H235ZM13 65V64H12ZM37 65V64H36ZM51 65H48V66H46V68L48 67L49 68V66H51ZM204 65V64H203ZM217 65V64H216ZM223 65V64H222ZM252 65V64H251ZM2 66H3V63H2ZM8 66V65H7ZM43 66H45V65H43ZM42 66V67H43ZM53 66H51V68L53 67ZM62 66V65H61ZM166 66V65H165ZM206 66H208V65H206ZM220 66V65H219ZM6 67V66H5ZM10 67V66H9ZM23 67V66H22ZM27 67V66H26ZM42 67H40V69L42 68ZM55 67V66H54ZM52 68V69H50L51 70V73H53V72H55V70H57L56 68ZM59 67V66H58ZM63 67V66H62ZM75 67H77L76 65H75ZM75 67H73L74 68V70L73 71H77V69L75 68ZM79 67V66H78ZM93 67V66H92ZM117 67V66H116ZM167 67H168V65H167ZM170 67V66H169ZM211 67V66H210ZM214 67H215V65H214ZM1 68V67H0ZM7 68V67H6ZM11 68V67H10ZM21 67H19V69H20ZM24 68H25V66H24ZM37 68V67H36ZM45 68V69H46ZM65 68H63L64 70H65ZM115 68V67H114ZM146 68V69H145ZM166 68V67H165ZM213 68V67H212ZM17 69V68H16ZM19 69L17 70L18 71V73H19ZM28 69H30L29 68V66H28ZM33 69V68H32ZM31 69V70H32ZM42 69H44V68H42ZM61 69V68H60ZM124 69V68H123ZM126 69V68H125ZM202 70H203V68H201ZM216 69V68H215ZM218 69V68H217ZM2 70V69H1ZM23 70V69H22ZM37 71H38V69H36ZM72 70H70V71H72ZM153 70V71H154ZM208 70H210V69H208ZM214 70V69H213ZM213 70H211V71H213ZM257 70V69H256ZM16 71V70H15ZM15 71H13L12 73H14ZM24 72H25V70H23ZM22 71V72H23ZM33 71V70H32ZM42 71H45V70H42ZM122 71V70H121ZM152 71V74H151V71H147L148 72V74H149V76H150V79L154 76V73L155 72H153ZM156 71V70H155ZM169 70H168V68L164 71V74H166L167 72H168ZM204 71V70H203ZM202 71V72H203ZM218 71H220L219 69H218ZM222 71V70H221ZM21 72V71H20ZM21 72V73H22ZM26 72H27V70H26ZM31 71H29L28 72V74L27 75H35V73H34V71H33V73H30ZM36 72V71H35ZM49 72V71H48ZM56 72H58V71H56ZM55 72V73H56ZM95 72V71H94ZM143 72V73H144ZM146 72V73H147ZM225 72H226V70H225ZM12 73H10V74H8V75H12ZM15 73H17V72H15ZM17 73V74H18ZM30 73V74H29ZM60 73V72H59ZM121 73H123V72H121ZM120 73V74H121ZM146 73H145V75H146ZM205 73V72H204ZM25 73H23V75H26ZM48 74V73H47ZM92 74V73H91ZM151 74V75H150ZM4 75V74H3ZM7 75V74H6ZM22 75V74H21ZM21 75H20V77H21ZM27 75H26V77H27ZM51 75L52 74H48V75H46L47 77H50L51 78ZM95 75H97L96 77H98V75H100L99 74V72L97 71V72H95ZM119 75V74H118ZM169 75V74H168ZM36 77H37V75H35ZM45 76V77H46ZM81 76V77H82ZM94 76V75H93ZM92 76V77H93ZM123 76V75H122ZM121 75H120V77H122ZM158 76V75H157ZM156 76V77H157ZM3 77V76H2ZM14 77V76H13ZM13 77L11 78L10 76H9V79H5L4 78V81L2 82V81H0L1 83H0V93H1V90L3 89V90H6V91H3V92H5V96H8V95H11V93H13L12 91H13V89H14V84H12V82L14 83V82H16L15 83V86H17V89L16 90H19L18 89V87L19 86H22L21 84L23 83H21L18 79H19V77H18V79L16 80V81H14V79H13ZM17 77V76H16ZM46 77V78H47ZM82 77V78H83ZM155 77V78H156ZM162 76H160V81H161V83L163 84V83H167V81H165L163 78H161ZM172 77V76H171ZM1 78V77H0ZM22 78V77H21ZM20 78V79H21ZM24 79H22L24 82H27V81H25L26 79H25V77H23ZM35 78V77H34ZM46 78H44L45 79V81H47L46 80ZM68 78V77H67ZM72 78V83L74 84H76V85H78V88L76 89V90H73V97L72 98H74V97H76V96H80V95H84V93L82 94V91H85V90H87L88 89V86L87 85H84L85 83L84 82H82V83H84V84H81V82L80 81H82V79L81 78H79V77H71ZM147 78V77H146ZM170 78V77H169ZM228 78V77H227ZM16 79V78H15ZM29 79H30V76H29ZM37 79V78H36ZM44 79H43V81H44ZM86 79V78H85ZM122 79V80H123ZM134 79V80H135ZM163 79V80H162ZM221 79H223V78H221ZM31 80V79H30ZM51 80V79H50ZM53 80V79H52ZM58 80H59V78H58ZM170 80V79H169ZM224 80V79H223ZM20 83H19V82ZM32 81V80H31ZM33 81H35V80H33ZM117 81V80H116ZM115 81V82H116ZM128 81V80H127ZM17 82L20 84L19 86H18V84H17ZM124 82V81H123ZM126 82V81H125ZM169 82V81H168ZM221 82V81H220ZM228 82V81H227ZM226 81H225V83H227ZM248 82H249V85L248 86H246V88H245V85H247L248 84ZM32 83V82H31ZM43 83H46V82H43ZM62 83V82H61ZM67 83V82H66ZM69 83V82H68ZM112 84H113V82H111ZM147 83V82H146ZM63 84V86H64V83H62ZM70 84V83H69ZM159 84V83H158ZM229 84V83H228ZM24 85H25V83H23V87H24ZM28 85V84H27ZM29 85H31V84H29ZM59 85H61L60 83H58V86ZM68 85V84H67ZM79 85H81V87H79ZM160 85V84H159ZM222 85V84H221ZM57 86V85H56ZM230 85H226V87H229ZM62 87V86H61ZM90 87V86H89ZM215 87V86H214ZM234 87V86H233ZM66 88V87H65ZM127 88H129V87H127ZM218 88H219V90H220V87L218 86ZM217 87H216V89H218ZM222 89L221 90H224V88L223 87H221ZM231 87H229V89H230ZM245 88V89H244ZM61 89V88H60ZM59 88H57L56 90H60ZM64 89V88H63ZM67 89H68V87H67ZM67 89H65V90H67ZM90 89V88H89ZM120 89V88H119ZM133 89V88H132ZM131 89V90H132ZM125 90L126 91H129L130 90V88L127 90L126 89V86H125ZM220 90V91H221ZM226 90V89H225ZM232 90H233V88H232ZM15 91V90H14ZM112 91V90H111ZM116 91V90H115ZM35 92V91H34ZM61 92H62V90H61ZM85 92H87V94H88V91H85ZM114 92V91H113ZM116 92H120V90L118 91H116ZM190 92V91H189ZM192 92V91H191ZM230 92H231V90H230ZM233 92V91H232ZM237 92V91H236ZM15 93H16V91H15ZM14 93V94H15ZM56 93V92H55ZM90 93V92H89ZM221 93H222V91H221ZM4 94V93H3ZM49 94H52V92L50 93L49 92ZM54 94V93H53ZM58 94V93H57ZM57 94H56V98L58 97V96H60V95H58L57 96ZM59 94H61V96H62V93H60L59 92ZM66 94V93H65ZM71 95L70 96H72V93H70ZM205 94V93H204ZM215 94L216 93H214L213 94V96H215ZM239 94V93H238ZM263 94V95H262ZM13 95V94H12ZM35 97H36V95H37V93L35 92ZM64 95V94H63ZM69 95V94H68ZM89 95V94H88ZM88 95H86V96H88ZM178 95V94H177ZM194 95V94H193ZM207 95V94H206ZM219 95V94H218ZM217 95V96H218ZM30 96V95H29ZM38 96V95H37ZM42 96H43V94H42ZM49 96H51V95H49ZM53 96V95H52ZM181 96V95H180ZM212 96V95H211ZM210 96V97H211ZM220 96H221V94H220ZM81 97V96H80ZM83 97V96H82ZM175 97V96H174ZM179 97V96H178ZM186 95L185 96H182V97H179V98H177V97H175L176 98V100L174 101V99H173V102H168V103H165L166 101H164V103H162V106L161 107H159L160 109H159V113L160 114H162V115H169L170 116V118H172V119H174L175 118V124H176V127L178 128V127H181L180 129L182 130V128L184 129V128H188L186 131H190V127L193 125V122H194V119L196 120V118L195 117H193V115L194 114H197L198 112L200 113V109L201 108H203L204 110H205V100L203 101L202 99L201 100H199V102H196V101H194V100H196V98L195 97H186ZM208 97V96H207ZM239 97V98H238ZM2 98H4L3 97V95H2ZM5 98H7V97H5ZM53 98H55V97H53ZM63 98V97H62ZM61 98V99H62ZM67 98H68V96H67ZM67 98H65V96H64V100H62L61 101V99H60V101H61V103L63 102L64 103V106L66 105L65 103H67ZM209 98V97H208ZM211 98H213V97H211ZM215 98V97H214ZM8 99V98H7ZM11 99V98H10ZM9 99V100H10ZM42 99V98H41ZM58 99V98H57ZM81 99V98H80ZM169 99V98H168ZM8 100V101H9ZM12 100V99H11ZM86 100V99H85ZM169 100H171V97H170V99ZM198 100V99H197ZM210 100V99H209ZM237 100H238V103H237ZM5 101H6V99H5ZM34 101V100H33ZM68 101H71V100H68ZM172 101V100H171ZM208 101V100H207ZM214 101V100H213ZM213 101H212V99L210 100V103L212 102L213 103ZM118 102V101H117ZM217 102V103H218ZM234 102H236V104H234L233 105V103ZM3 103H6V102H3ZM7 103H10V101L9 102H7ZM11 103H12V101H11ZM40 103V102H39ZM62 103V104H63ZM86 103V102H85ZM214 103H216V102H214ZM224 103V102H223ZM33 104H34V102H33ZM117 104V103H116ZM154 104V103H153ZM152 104V105H153ZM164 104V105H163ZM209 104V103H208ZM38 105V104H37ZM44 105V104H43ZM200 105H203V106H200ZM216 105V104H215ZM35 106H36V104H35ZM208 106V105H207ZM207 106H206V110H207ZM214 105H210L209 106V108H211L212 109V111L213 110H215V109H213L212 107H213ZM260 106V107H259ZM32 107H33V105H32ZM40 107V106H39ZM46 107V106H45ZM70 108L69 107V105H68V103H67V106L63 109V111H61V112H65L66 113V111H67V109L68 108ZM215 107V106H214ZM217 107V106H216ZM44 108V107H43ZM218 108H219V105H218ZM217 108V109H218ZM32 109H34L33 111H35V110H37L35 107L34 108H32ZM40 109L42 110V108L40 107ZM62 109V108H61ZM211 109H209L210 110V113H211ZM220 109V110H221ZM156 110H158V109H156ZM219 110V111H220ZM239 110V111H238ZM242 110V111H241ZM32 111V112H33ZM40 111V110H39ZM73 111V110H72ZM76 110H74V112H75ZM203 112V111H202ZM213 112H215V111H213ZM212 112V113H213ZM226 112V111H225ZM225 112H221V114H223V113H225ZM250 112V111H249ZM35 113V112H34ZM40 113H42V112H40ZM158 113V112H157ZM198 113V114H199ZM209 113V112H208ZM217 113H218V110H217ZM202 114V113H201ZM200 114V115H201ZM220 113H218L217 115H219ZM227 114V116H229ZM42 115V114H41ZM44 115H45V113H44ZM43 115V116H44ZM73 115L75 116V113H73ZM72 115V119L73 118H75L74 116ZM212 115V114H211ZM225 115V114H224ZM71 116V115H70ZM204 116V115H203ZM229 116V117H230ZM241 116V115H240ZM46 117V116H45ZM202 117V116H201ZM229 117H228V119L226 120L227 121V123L229 122L228 120H229ZM38 118V117H37ZM43 118V117H42ZM41 118V119H42ZM47 118V119H46ZM45 119H43V121H42V123L41 124H39L38 125V123H37V125L38 126H40L41 125V129H43V131H50V129H52L53 127H52V125H54L53 123H52V121L51 120H49L48 119V117H46ZM168 118V117H167ZM199 118H200V116H199ZM203 118V117H202ZM222 118H223V120H224V117L222 116ZM225 118H227V117H225ZM231 118H233L234 120L235 119H237V116H232ZM242 117H240V119H241ZM30 119V118H29ZM40 119V120H41ZM78 120L79 118H78V115H77V117L74 119V120ZM201 119V118H200ZM239 119V120H240ZM38 121V122H41V121ZM63 120V119H62ZM73 120V121H74ZM76 120V122H78V123H80L79 122V120L77 121ZM198 121H200L199 119H197ZM202 120V119H201ZM221 120V119H220ZM224 120V121H225ZM246 120V119H245ZM72 121V122H73ZM223 121V122H224ZM237 121V120H236ZM63 122V121H62ZM66 122V121H65ZM76 122H74V123H76ZM203 122V121H202ZM235 122V121H234ZM234 122H233V125L231 126V128H229V129H232V128H235V129H237L238 127H239V123L241 122H238L237 121V123L235 122V124H234ZM243 122H244V120H243ZM250 122V120L248 121V123ZM195 123H198V122H196L195 121ZM201 123V122H200ZM232 123V122H231ZM231 123H230V125H231ZM242 123V122H241ZM81 124H82V122H81ZM175 124H173V125H175ZM224 124V123H223ZM243 125H244V123H242ZM245 124H246V121H245ZM197 126V125H196ZM240 126H241V124H240ZM248 126V125H247ZM43 127V128H42ZM116 128V127H115ZM192 128V127H191ZM222 128V127H221ZM228 127H226V129H227ZM244 128V127H243ZM243 128H240V129H243ZM165 128H163L162 130H164ZM225 129V128H224ZM229 129H227L226 131L228 132L227 133V137H226V139H227V141H226V139L224 138V141H226L225 142V152L227 151V149H228V147H230L231 145H232V143H235V139L232 137V135L234 134V133H232V135L231 134H229V131H231V130H229ZM248 128H246V130H247ZM176 130V129H175ZM245 130V131H246ZM42 131V130H41ZM177 131H178V129H177ZM185 131V130H184ZM194 131V130H193ZM235 131V130H234ZM233 131V132H234ZM248 131L249 130H247L246 132H240V131H236V133L237 132H239V134H237V135H239V137H241L242 135L241 134H246V133H248ZM129 132V131H128ZM232 132V131H231ZM251 134H253V131H249ZM50 133H51V131H50ZM71 133H74V132H72L71 131ZM130 133V132H129ZM133 133V132H132ZM250 133H249V136H250ZM43 134H44V132H43ZM226 134V133H225ZM248 136V137H249ZM74 137V136H73ZM236 137H238V136H236ZM247 137V135H246V139L248 138ZM245 138V137H244ZM253 138V137H252ZM238 139V138H237ZM239 140H241L240 138H239ZM243 140V139H242ZM248 140H249V138H248ZM251 140H253V139H251ZM244 141V140H243ZM239 142H241V141H239ZM239 142H237L238 144H240ZM245 142H246V140H245ZM252 142V141H251ZM244 143V142H243ZM243 143H241L240 145H245V144H243ZM236 144V143H235ZM234 145V144H233ZM237 145V144H236ZM240 145H238V146H240ZM248 145V144H247ZM243 146H242V148H243ZM261 147H263V149H264V145L262 146V145H260ZM233 147V146H232ZM232 147H230V148H232ZM237 147V146H236ZM246 147V146H245ZM241 148V146H240V149H242L241 150V152L243 151L244 152V149L245 150H247L246 148ZM229 148V149H230ZM257 148V147H256ZM256 148H254V149H256ZM234 149V148H233ZM237 149V148H236ZM235 150V149H234ZM238 150H239V148H238ZM257 150V149H256ZM261 150H262V148H261ZM224 151V150H223ZM237 151V150H236ZM249 152L251 151V150H248ZM257 151H259V150H257ZM263 151V150H262ZM249 152H247V154L249 153ZM264 152V151H263ZM61 153H62V151H61ZM259 153V152H258ZM257 153V154H258ZM261 153V152H260ZM231 154H233V153H231ZM237 154V153H236ZM241 154V153H240ZM247 154H245V155H247ZM249 154H251V153H249ZM248 154V155H249ZM264 154V153H263ZM247 155V156H248ZM251 155H254V154H251ZM251 155L250 156H246L247 158H249V157H251ZM239 156V157H238ZM255 156H256V154H255ZM263 156L264 155H262V159H263ZM1 157V156H0ZM217 157V156H216ZM236 157H238V159L239 158H242V156L241 155H237ZM254 158V157H253ZM253 158L251 157V161H254L253 160ZM231 159H234L233 158V156L231 157ZM230 159V160H231ZM213 160V159H212ZM216 160V159H215ZM241 160V159H240ZM243 160V159H242ZM247 160V159H246ZM264 160V159H263ZM243 161H245V160H243ZM249 161V160H248ZM258 161H262L261 159H258ZM258 161H254L255 163L257 162L258 163ZM247 162V161H246ZM2 163H4V162H1V164ZM9 164H11L10 162H8ZM8 163H7V165H8ZM245 163V162H244ZM260 163V162H259ZM258 163V164H259ZM15 164H17V163H15ZM262 164L264 165V163H263V161H262ZM3 165V164H2ZM246 165V163L242 166V167H244ZM253 165V164H252ZM252 165H251V167H252ZM16 166V165H15ZM246 166H249L248 164L246 165ZM262 166V165H261ZM260 166V167H261ZM14 167V166H13ZM12 167V165H8V166H6V165H3V166H1L0 165V175H1V178L3 177V179H7V181L13 186L12 188L13 189H15L16 188V193H17V188H19L22 184L23 185H26V186H28V188L29 187H31V188H33V189H36V190H42V191H46L47 190V192L48 193H50L51 195H53L55 198H56V202H57V209L58 210H60V211H66V210H68V209H70V210H73V211H75V212H78L79 213V215L81 214L85 219H87L90 223H92L93 225H95V227H99L103 232H105V233H107V234H109V235H115V236H117V238H126V239H129V241L130 240H133V241H137V242H139L140 243V245L141 244H146V245H149V246H153V247H155V248H158L160 251H162L163 252V254L165 253L166 255H168V256H170V257H173V260H174V258H175V260H174V262L176 261H183V260H187L186 262L188 263V264H204V261L203 260H201V258H200V255L199 254H203V253H199V254H197L199 251H197V253L196 252H191V248H188V247H184V250H182V249H173V248H169V247H167L166 245H164V244H162V243H160L159 241H157V238H158V236L156 235V236H152V232H150L151 230H152V228H151V230L150 231H148V229L146 230V228H144V224H145V221L147 220L148 221V219H149V217L147 218V217H145L146 219H144V220H141V224L139 225V224H136V223H134V222H132V221H130L131 219H129V220H127V221H125L124 220V222L122 221V223L120 222L119 223V221H115L116 220V218H115V220H112L111 218H109L114 212V210L112 209V211H111V209L109 210V208H108V211L110 212H113L112 214H111V212H110V216L108 215V213H107V216L106 215H104L105 214V211L102 213V211L101 212H99V211H97V209H94V208H92V206L91 205H88V202H87V197H85L84 195H83V197L82 196H79L78 194H76L75 193V191H74V187H72V188H74V189H70L68 186V188H66V187H61L60 186V184H58V183H56L55 182V180H53V178L51 177V174H45V173H43L44 175H46L45 176V178L43 177L42 178V180L40 179V174L38 173V172H36V171H27V170H29V169H27V170H25V169H19V168H17V170H15L14 168ZM214 167H216V166H214ZM242 167H240V168H242ZM253 167H255L254 165H253ZM259 167V166H258ZM257 167V168H258ZM264 167V166H263ZM250 168V167H249ZM256 167L254 168L255 169V171H256V169H257ZM32 169V168H31ZM238 169V168H237ZM245 169H246V167H245ZM253 169V168H252ZM253 169V170H254ZM37 170V169H36ZM235 170V169H234ZM241 170V169H240ZM239 170V171H240ZM244 169H242V172H244L243 171ZM257 170H260V169H257ZM38 171V170H37ZM254 171V172H255ZM261 171V170H260ZM238 172V171H237ZM247 172V171H246ZM251 172V171H250ZM257 172V171H256ZM255 172V173H256ZM259 172V171H258ZM231 173V175H232V172H230ZM252 173V172H251ZM255 173H252L253 175L255 174ZM262 173L263 172H261V175H262ZM242 174V173H241ZM243 174H246V173H243ZM249 175H250V173H248ZM248 174H246V175H248ZM252 174H251V176H252ZM259 174V173H258ZM257 173H256V175H258ZM263 175H264V173H263ZM43 176V175H42ZM233 176H234V172H233ZM237 176H239V175H237ZM242 176V175H241ZM259 176V178H260V175H258ZM257 176V177H258ZM215 177V179H213V180H215V181H213V183H212V186L213 187H217V188H219V186H220V189H221V186L222 185H218V183L220 184V182H218V180L219 179H217L218 177H216L215 175L213 176V178ZM243 178H244V176H242ZM241 177V178H242ZM255 177V176H254ZM257 177L255 178V179H257ZM264 177V176H263ZM262 177V181L264 182V178ZM240 178V177H239ZM240 178V179H241ZM247 178V177H246ZM245 178V179H246ZM258 178V179H259ZM55 179V178H54ZM248 179V178H247ZM250 179H252V177L250 178ZM249 179V180H250ZM254 179V178H253ZM252 179V180H253ZM257 179V180H258ZM260 179H259V181H260ZM231 180H233L232 178H231ZM244 179H242V181H243ZM249 180H246V181H249ZM6 181V182H7ZM58 181V180H57ZM226 181L228 182V180L226 179ZM225 181V182H226ZM235 181H237L236 180V178H235ZM238 181H240V180H238ZM245 181V180H244ZM250 182H251V180H250ZM250 182L248 183V184H250ZM257 181H255L254 182V184L256 183ZM261 182V181H260ZM224 183V182H223ZM231 183L233 184V181L232 182H230V185H231ZM235 183V182H234ZM236 183H238V182H236ZM243 183V182H242ZM247 182H244V185L246 184ZM7 184V183H6ZM225 184V183H224ZM240 184V186H242L241 185V183H239ZM248 184H246V185H248ZM251 184H253L252 182H251ZM258 184H260V183H258ZM263 184V183H262ZM226 185V184H225ZM230 185L228 184V187H230ZM234 186H235V184H233ZM232 185V186H233ZM25 186V187H26ZM239 186V187H240ZM256 186H257V183H256ZM256 186H254V187H256ZM260 186H263V185H261L260 184ZM212 187V188H213ZM222 187H224V186H222ZM244 187V186H243ZM251 187H253V185L251 186ZM230 188H232V187H230ZM236 188H237V186H236ZM241 188V187H240ZM246 188V187H245ZM21 189V188H20ZM30 189V188H29ZM112 188H110V190H111ZM219 189V190H220ZM223 189V188H222ZM221 189V190H222ZM226 189H227V187H226ZM113 190V189H112ZM236 190V189H235ZM76 191H77V189H76ZM223 191V190H222ZM238 191V190H237ZM224 193V192H223ZM227 192H225V194H226ZM18 194H19V192H18ZM21 194H22V192H21ZM20 194V195H21ZM22 196V195H21ZM52 196V197H53ZM53 200V199H52ZM55 202V201H54ZM114 208V207H113ZM129 208V207H128ZM128 208H126V210L128 209ZM114 209H116V208H114ZM117 210H119V209H116V211ZM123 210H124V208H123ZM126 210H124V211H126ZM128 211H130V208H129V210ZM132 211V210H131ZM262 211H264V210H262ZM68 212V211H67ZM120 212V211H119ZM127 212V211H126ZM260 212V211H259ZM102 213V214H101ZM117 212H115V214H116ZM122 213V212H121ZM264 213V212H263ZM123 214H125V213H123ZM259 214H262V212H260V213H256L255 214V220H256V218L257 217H260V215ZM120 215V214H119ZM122 215V214H121ZM126 215L128 216L129 214H127L126 213ZM126 215H124V216H126ZM72 216H74V215H72ZM76 216H78V215H76ZM109 216V217H108ZM116 216H118V215H116ZM129 217H130V215H129ZM253 217V218H254ZM123 218V217H122ZM126 218V217H125ZM132 218V217H131ZM250 218H252V217H250ZM84 219V220H85ZM258 219V218H257ZM81 220H82V218H81ZM84 220H82L83 222H85ZM249 220V219H248ZM81 221V222H82ZM134 221V220H133ZM252 221V220H251ZM250 221V222H251ZM264 222V217L262 216L261 217V219L259 218V224H260V222ZM254 222V221H253ZM252 222V223H253ZM249 224V223H248ZM258 224V225H259ZM165 225V224H164ZM250 225V224H249ZM254 225H256V224H254ZM253 225V226H254ZM257 225V226H258ZM158 226V225H157ZM163 227V226H162ZM166 227H167V225H166ZM252 227V226H251ZM164 228V227H163ZM252 229V228H251ZM154 230V229H153ZM163 230V229H162ZM101 231V232H102ZM252 231V234L254 233V231L253 230H251ZM256 234V233H255ZM106 236V235H105ZM162 236V235H161ZM254 236V235H253ZM116 238V239H117ZM160 238V237H159ZM108 239V238H107ZM110 239V238H109ZM162 239V238H161ZM114 240V239H113ZM115 241V240H114ZM114 241H112V242H114ZM161 241V240H160ZM109 242H111V241H109ZM193 245V244H192ZM145 246V245H144ZM171 246V245H170ZM187 246V245H186ZM195 246V245H194ZM181 247V246H180ZM179 248V247H178ZM183 248V247H182ZM145 249V248H144ZM148 249V248H147ZM188 249H189V251H188ZM194 249V248H193ZM257 250H258V247L256 248ZM261 249V248H260ZM263 250V249H262ZM261 251V250H260ZM258 253V252H257ZM227 254V253H226ZM264 254V253H263ZM262 254V255H263ZM203 256V255H202ZM224 256V255H223ZM226 256V255H225ZM167 257V256H166ZM255 257V256H254ZM257 257V256H256ZM168 258V257H167ZM226 258V257H225ZM224 258V259H225ZM229 258V257H228ZM264 258V257H263ZM203 259H204V257H203ZM259 259H261V256H260V258ZM256 260V259H255ZM263 260V259H262ZM222 261V260H221ZM261 261V260H260ZM170 262V261H169ZM175 262V263H176ZM248 262V261H247ZM252 262V261H251ZM257 262V264H260V262L259 261H256ZM30 263V262H29ZM141 263V262H140ZM139 263V264H140ZM143 263V262H142ZM181 263H183V262H181ZM246 263V262H245ZM134 264V263H133ZM145 264V263H144ZM151 264H153V263H151ZM186 264V263H185ZM205 264H206V262H205ZM219 264V263H218ZM249 264V263H248Z\"/></svg>",
  "mask_w": 264,
  "mask_h": 264
}]
</instances>
